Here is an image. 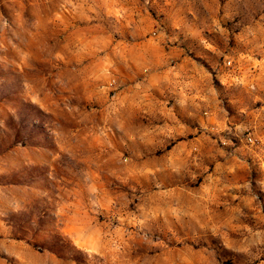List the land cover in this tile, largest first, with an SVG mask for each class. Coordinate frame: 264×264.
Returning <instances> with one entry per match:
<instances>
[{"label":"rangeland","instance_id":"1","mask_svg":"<svg viewBox=\"0 0 264 264\" xmlns=\"http://www.w3.org/2000/svg\"><path fill=\"white\" fill-rule=\"evenodd\" d=\"M0 123V264H264V0H0Z\"/></svg>","mask_w":264,"mask_h":264},{"label":"clouds","instance_id":"2","mask_svg":"<svg viewBox=\"0 0 264 264\" xmlns=\"http://www.w3.org/2000/svg\"><path fill=\"white\" fill-rule=\"evenodd\" d=\"M217 91L220 95L221 107L227 109L229 112H232L233 108L229 93L219 85H217ZM43 119V113L39 108L35 107V111L30 114L21 113V122L15 128V131L20 129L21 136L35 134L41 130ZM8 125L9 127H13L12 121H9ZM228 127H233V124L230 123ZM5 133L6 129L4 128V125L0 123V137H3ZM225 135H227V132H225ZM4 183L43 185L46 183V178L43 171L39 168H28L18 165L9 169L5 173L0 174V184ZM3 223L7 224L14 230H23V232H26V234L31 237L35 234L40 240L39 244L41 247L57 251V242L68 245L67 240L62 235L63 223L61 222L60 224H57L55 216L50 213L47 215L36 214L35 217H33L32 214L26 213H9L7 219L3 220ZM66 258L70 259L71 257Z\"/></svg>","mask_w":264,"mask_h":264},{"label":"built area","instance_id":"3","mask_svg":"<svg viewBox=\"0 0 264 264\" xmlns=\"http://www.w3.org/2000/svg\"><path fill=\"white\" fill-rule=\"evenodd\" d=\"M228 65H230V62L228 63ZM248 142L252 143L253 142L252 138H248Z\"/></svg>","mask_w":264,"mask_h":264}]
</instances>
